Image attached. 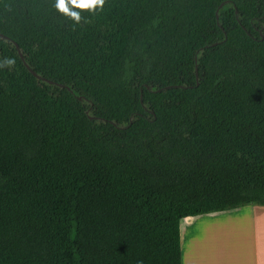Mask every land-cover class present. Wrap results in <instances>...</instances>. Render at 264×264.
Here are the masks:
<instances>
[{"label": "trees", "instance_id": "1", "mask_svg": "<svg viewBox=\"0 0 264 264\" xmlns=\"http://www.w3.org/2000/svg\"><path fill=\"white\" fill-rule=\"evenodd\" d=\"M53 3L0 0V264H182L264 207V0Z\"/></svg>", "mask_w": 264, "mask_h": 264}, {"label": "crops", "instance_id": "2", "mask_svg": "<svg viewBox=\"0 0 264 264\" xmlns=\"http://www.w3.org/2000/svg\"><path fill=\"white\" fill-rule=\"evenodd\" d=\"M251 207L252 208L245 210L236 209L233 217L226 214L220 219V222H222L220 224L202 220L197 221L198 219L196 218H194L196 220L193 219V221L189 219L191 220L188 224L189 232H187L184 244L181 248V257L183 256L184 260V262H182L181 258L182 264H264V207L256 205ZM229 220L233 221L234 225L247 228L246 231L244 230L242 232L246 234L242 242V248L240 249L243 253L234 260L220 257L218 251L219 241L212 236V231L216 229L217 226L221 227L222 225V228L230 227L228 223H226ZM211 225L214 227L213 229H210ZM198 229L200 231H196ZM238 232L239 231L236 230L229 233H232V237L235 238ZM194 234L198 236V242L195 247L191 248L190 241L193 239L192 237ZM226 234H228V232H225V235ZM223 245L225 246L224 241ZM186 248H189V253H186Z\"/></svg>", "mask_w": 264, "mask_h": 264}, {"label": "rangeland", "instance_id": "3", "mask_svg": "<svg viewBox=\"0 0 264 264\" xmlns=\"http://www.w3.org/2000/svg\"><path fill=\"white\" fill-rule=\"evenodd\" d=\"M251 206L253 205H246V206H243V207H240L239 209H250L252 208ZM236 210H230V211H227V212H224L222 214H215L211 217H201V218H196L198 219L197 221L199 220H202V221H207V222H215V223H222L220 222V219L225 216L226 214H229L230 216H234V213H235ZM194 219V220H196ZM191 220L189 219H185L181 222V226H180V231H181V248L184 244V240L186 238V235H187V232H189V227H188V224L190 223ZM193 221V219H192ZM228 225L230 227H226V228H222V225L221 227L220 226H217L216 229H214L212 231V236L215 237L217 239V241H219L218 243V251H219V254H220V257H223V259H231V260H234L236 258L239 257V255H241L243 252L240 251V249L242 248V242H243V239L246 237V234L242 233L244 230L246 231L247 228H241L237 225H234V222L229 220L228 222ZM217 225V224H215ZM214 227L211 225L210 226V229H213ZM238 230V235L235 236V238L232 237V233H229V232H233V231H236ZM196 231H200L199 229L196 230ZM203 231V230H202ZM225 232H228V234L225 235ZM197 233H200V232H197ZM232 234V235H231ZM243 235V236H242ZM193 239L190 241V247L193 248L195 247L196 243L198 242V236H196V234H194V236L192 237ZM223 241L225 242V246L223 245ZM186 253H189V248L187 249L186 248ZM182 258V262H184L183 260V256L181 257Z\"/></svg>", "mask_w": 264, "mask_h": 264}, {"label": "clouds", "instance_id": "4", "mask_svg": "<svg viewBox=\"0 0 264 264\" xmlns=\"http://www.w3.org/2000/svg\"><path fill=\"white\" fill-rule=\"evenodd\" d=\"M104 4L105 0H54L53 7L74 23H80L82 11L86 10L88 13L93 14L101 10ZM13 64L14 60L12 58L5 57L0 60V68L11 67Z\"/></svg>", "mask_w": 264, "mask_h": 264}, {"label": "water", "instance_id": "5", "mask_svg": "<svg viewBox=\"0 0 264 264\" xmlns=\"http://www.w3.org/2000/svg\"><path fill=\"white\" fill-rule=\"evenodd\" d=\"M0 37H3L1 34H0ZM14 46H15V48L17 49V51H18V53H19V55L21 56V53H20V51H19V48H18V45L16 44V43H14ZM22 58V57H21ZM26 68L28 69V71L33 75V76H36V74L28 67V66H26ZM37 77V76H36ZM49 84H52V82L51 81H47Z\"/></svg>", "mask_w": 264, "mask_h": 264}]
</instances>
